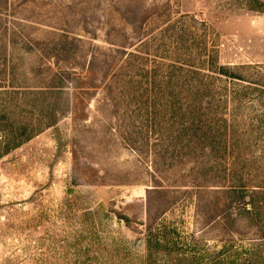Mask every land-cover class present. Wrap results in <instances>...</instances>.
I'll use <instances>...</instances> for the list:
<instances>
[{"label":"rangeland","instance_id":"374dc122","mask_svg":"<svg viewBox=\"0 0 264 264\" xmlns=\"http://www.w3.org/2000/svg\"><path fill=\"white\" fill-rule=\"evenodd\" d=\"M181 17L216 33L220 64L264 71V0H0V71L5 58L15 86L24 71H66L72 103L0 158V264H147V247L223 244L233 263L264 264V195L260 221L234 213L226 226L216 194L193 190L214 173L191 171L193 158L138 152L131 116L108 100L139 39ZM249 147L245 163L256 170L246 181L264 185V137ZM158 253L163 263L168 255Z\"/></svg>","mask_w":264,"mask_h":264},{"label":"trees","instance_id":"16d2710c","mask_svg":"<svg viewBox=\"0 0 264 264\" xmlns=\"http://www.w3.org/2000/svg\"><path fill=\"white\" fill-rule=\"evenodd\" d=\"M188 19L166 23L147 41L139 39L142 50L127 53L130 58L113 73L108 100L112 107L122 104L125 116H131L138 152H149L156 162L168 156L193 158L191 171L214 173L212 181L194 183L193 190L199 199L216 194L215 207L226 226H231L234 213H245L256 223V202H261L257 195L264 192L253 195L264 185L246 181L254 169H248L243 148L264 137V71L259 66L220 64L216 33L205 21ZM7 62L4 58L0 71V158L55 125L72 104L68 72L24 71L22 85L15 86L16 75L12 68L6 70ZM260 176L264 183V167ZM168 248L147 247V264L257 262L238 257L233 263L226 244L212 250ZM160 250L168 255L163 263L153 259Z\"/></svg>","mask_w":264,"mask_h":264}]
</instances>
